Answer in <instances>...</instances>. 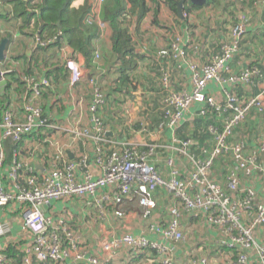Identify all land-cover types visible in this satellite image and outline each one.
Returning <instances> with one entry per match:
<instances>
[{
    "label": "built area",
    "instance_id": "built-area-1",
    "mask_svg": "<svg viewBox=\"0 0 264 264\" xmlns=\"http://www.w3.org/2000/svg\"><path fill=\"white\" fill-rule=\"evenodd\" d=\"M105 2L95 0L92 14L85 20L87 24L95 22L101 35L109 27L100 18ZM239 19L231 29L230 42L224 43L221 54L207 62L198 61V46L191 39L184 40L178 35L175 24L173 33L168 31L170 27L167 31L160 29L161 38H167L170 43L171 57L160 52L159 59L176 62L187 72L188 88L173 91L170 72L166 67V71L160 69L161 90L169 91L163 101L165 126L169 131V136L165 137L169 139L164 144L146 143L144 149L129 141L106 136L111 132L101 114L107 104V95L96 77L99 70L97 51L93 53L91 64L94 72L87 78L90 93L87 100L76 97L74 90L82 80V67L73 58H63V66L70 74L61 82V87L69 89L70 97L76 98V111H65V98L59 91V84L44 68L39 73L15 72L10 67L1 70V82L5 85L8 74L14 72L20 90L10 95V106L1 102L3 92L0 93V208L19 206L22 225L29 237L17 247L19 262H10L0 249V264H64L69 260L72 264H109L122 249L131 258H137L144 251L154 252L158 264H177L175 252L185 238L181 227L183 216L194 218L214 233L219 248H227L235 254L236 264H264V202L258 192L247 185V182L264 183V137L252 136L254 147H250L247 139H234L235 128L244 124L252 113L257 116L256 122L262 116L264 87L256 96L247 98H241L234 91L236 86H247L251 77L259 75L255 68L235 69L231 65L241 50L240 43L249 24L245 14ZM152 38L153 43L157 42L156 36ZM37 40L40 48L50 44ZM190 49L194 55L189 57ZM67 52L63 43L57 52L58 59L52 58L53 61L60 60ZM210 84L216 86L214 93L208 91ZM198 105L202 108L197 109V116L203 118L212 111L221 120V127L207 126L213 147L208 154L205 150V158H196L190 151L191 145H196L193 140L182 141L176 136L180 125L194 117L192 110ZM41 130L49 131L44 139L27 140L30 135L38 136ZM7 139L18 144L27 142L30 154L24 158L22 153L21 156L14 153L5 178L4 142ZM77 147L81 150H76ZM35 150L38 152H33ZM159 153L165 155L162 169L152 161ZM219 158L230 165L225 170L223 185L212 173ZM32 162L34 166L46 165L47 169L37 172ZM185 167L189 168L187 172ZM135 189L146 195L147 217L141 226L157 240L150 241L132 232L110 237L98 245L103 259L98 254L82 252L81 237L68 225V210L56 221L57 228L46 217V210L52 203L64 200H72L69 203L75 200L83 207L90 201L97 204L98 200L101 207L97 206V213L101 209L107 215L121 217L119 212H113L114 207L130 198ZM159 189L167 193L166 221L158 215L149 216L147 211L155 208L149 196ZM6 232L5 225L0 223V236ZM187 264L210 262L194 257Z\"/></svg>",
    "mask_w": 264,
    "mask_h": 264
},
{
    "label": "crops",
    "instance_id": "crops-1",
    "mask_svg": "<svg viewBox=\"0 0 264 264\" xmlns=\"http://www.w3.org/2000/svg\"><path fill=\"white\" fill-rule=\"evenodd\" d=\"M85 0H75L73 2L74 6H80ZM89 0L88 2H90ZM149 7L153 5V0H147ZM156 7V6H155ZM164 7V6H163ZM153 8V6H152ZM1 10L3 8H0ZM259 12V10H256ZM151 14L148 12L147 17ZM255 15V14H254ZM256 19V15H255ZM147 21V18L145 19ZM169 21H172L170 18ZM148 22V21H147ZM145 24L142 22L140 31L136 34L133 32L135 25L132 23L129 26V31L131 37L137 43L133 46L136 53L140 55V60L138 61L137 69L130 73V77L133 78V84L122 91L127 95L124 100L119 96L118 80L121 76L120 65L121 62L117 60L118 56H115L112 52V46L110 41L111 30L105 29L101 35L98 30L96 31V37L94 40V47L96 48L99 60V70L96 72V77L100 86L103 88L105 94L107 95V104L105 109L101 111L103 120L106 124V128L110 131V139L118 141H129L130 144L137 145L140 149H144V145L150 142H156L164 144L169 137H165L155 124V119L157 112L160 111L159 97L161 93L160 85V69L166 67L171 73V89H179V85L185 83L188 79V74L184 70H181L176 62L170 60H160L159 53L165 51L166 39H162L160 36L161 30L156 24ZM145 24V25H144ZM4 28H9L7 23H1ZM42 28V26H40ZM31 28V27H30ZM137 35L138 38L135 40L134 36ZM14 38L17 39L20 44L23 42L22 35L18 31L14 30ZM157 37V42L150 43L152 37ZM32 38V37H31ZM66 40L64 41V43ZM66 44V43H65ZM13 45L7 48L5 52V59L1 64L0 69H6L8 67L12 68L13 71L23 73L41 72L44 68L49 67L52 76L56 78H62L64 81L67 80L70 74L69 70H66L63 62L64 57L73 58L78 66L82 67V80L74 88L76 97H83L87 100L90 97L89 89L87 87V78L94 72L92 64V58L87 64V60L83 57L81 53L74 54L72 57L71 49L67 46L68 52L64 56H60V60L54 63L52 53L54 49H48L45 53L48 57L46 67L42 65V61L46 60V56L37 47V51L42 52L43 57L36 56L33 62H29L30 57L25 56L28 53V46L21 48H13ZM12 47V48H11ZM31 47V46H30ZM254 49L253 47L250 49ZM19 50V51H18ZM255 51H257L255 49ZM260 51V50H259ZM202 58L205 51L201 52ZM49 54V55H48ZM41 57V58H40ZM168 57V56H167ZM254 60H258L260 63H264V58L262 55L254 56ZM245 60V59H244ZM246 60H251L247 59ZM202 61V60H198ZM203 62V61H202ZM8 64V65H7ZM56 64V65H55ZM3 66V67H2ZM53 69H60L59 73H53ZM48 74V73H47ZM50 74V75H51ZM59 84V91L64 96L65 111L75 110L76 104L74 99L70 97V90L61 87ZM4 83H0V93L3 89ZM208 91H216V86L210 84L208 86ZM70 92V93H69ZM157 97V99H155ZM202 108L201 105L195 106L193 112ZM194 114V113H193ZM189 116V115H188ZM187 116V117H188ZM256 115L252 113L250 117L242 124L238 129L240 132H235L234 139L239 140L246 137L249 141L250 147H254L253 132L256 130V137H264V112L261 117H258V122H256ZM254 118V119H253ZM146 127V129L144 128ZM237 129V130H238ZM169 136V135H168ZM258 139V138H257ZM198 140L201 139H197ZM203 143L207 149H211L213 145L211 140L202 139ZM197 142H195L197 144ZM199 143V142H198ZM168 144V143H167ZM204 149V148H203ZM76 150H81V147H77ZM33 152H38L37 150ZM21 156V153H19ZM35 155V153H33ZM164 154L159 153V155L152 158L153 163L157 168H163ZM198 158H205V155L201 152H197ZM264 161V155L262 156ZM37 160V159H36ZM44 163V162H43ZM230 163V162H229ZM10 165V164H9ZM34 169L39 172L43 169H47V166L35 165L32 162ZM230 165L225 164L222 158L216 160L214 167L212 169L213 177L223 181V173ZM9 166L4 167L3 176L7 178L6 170ZM188 167H185L187 172ZM184 172L186 175L187 173ZM218 180V181H219ZM220 183V181H219ZM221 184V183H220ZM247 185L253 187L259 194L260 200L264 202V183L256 182L255 184L248 183ZM134 192L128 199L122 200L116 207H114L113 212H119L122 216L117 217L116 215H107L104 211L99 209V201L94 204L92 201L87 202L83 207V204L77 203L75 200L72 203L64 200L62 202L52 203L46 210V217L52 222V226L57 228V220H60L61 214L64 210L69 211L68 225L73 231L81 237V242L83 244L82 252L87 251L90 255L98 254L100 259H103V255L98 251V245L105 239L110 237H116L126 232H132L135 236H143L150 241H156L157 238L146 233V228L141 226V223L146 220V195L142 194L140 189L133 190ZM104 192H107L105 190ZM165 195H167L164 190L159 189L157 192L149 196L155 203V208L149 211V216L158 215L159 219L166 221V207L169 203L165 202ZM145 200H144V199ZM139 199L141 201H139ZM102 205V204H101ZM98 214V218L95 216ZM160 215V216H159ZM0 223L5 225L6 234L0 236V249L3 251L4 255L8 257L7 251L11 247L15 252L17 247L20 246L27 240L29 234L26 232L22 225L20 218L19 206L11 205L8 208H0ZM181 227L184 233V243L180 244L179 250L175 252V259L177 264H187L190 258H205L210 262V264H236L235 254L230 252L227 248L221 249L219 245L216 244L217 236L214 233L209 232L206 228L194 220V218L189 216H183L181 220ZM19 248V247H18ZM157 254L154 252L141 253L137 258H131L128 256L127 251L122 249L119 254L114 258L109 264H153L157 260ZM9 258L12 263L19 262L15 258ZM64 264H72V262L66 261ZM158 264V263H156Z\"/></svg>",
    "mask_w": 264,
    "mask_h": 264
},
{
    "label": "trees",
    "instance_id": "trees-1",
    "mask_svg": "<svg viewBox=\"0 0 264 264\" xmlns=\"http://www.w3.org/2000/svg\"><path fill=\"white\" fill-rule=\"evenodd\" d=\"M31 1H37L38 4L30 6L31 3H33ZM74 1L75 0H39L38 2V0H0L1 8H3L0 11V21L1 23H7L9 25L7 32H4L5 37L8 39L7 48L10 46L14 39V30L18 31V33L20 34L21 31L23 32L24 29L27 30L28 28L32 27L33 24L40 23L38 24V26L42 24V29L39 33H36L37 36L42 41L50 42V44L43 49L40 48L41 51H44L43 54L46 56V60H44L45 67L48 61V56L45 52L48 51V49H54V51L49 54H52V56H54L52 58L58 59L57 52L60 51L65 40V43L71 49L72 57H74V54L81 53L87 60V64L89 65V61L91 60L94 51H96V48L94 47V40L97 34L96 31L99 30V28L97 27L95 22L87 24L85 20L87 16L92 14V8L94 6L95 0H91L90 2H88L89 0H85L80 6H74ZM178 1L179 0H153V6H156L154 10L153 20L152 16L147 17V13L150 12L147 0H106L104 7L102 8L100 18L102 22L108 24L111 30L110 41L112 52L115 56H118L117 60L121 62V76L118 80L117 89L119 93L121 92L119 96H125L126 94L122 91H126V89L133 84V78H131L129 75L131 72L137 69V63L140 60V55H138L133 48V46L137 43L131 37L129 26L133 23L135 25L133 32L137 34L140 31L142 22L146 17L148 22L156 24L159 29H164L165 31H167V29L170 27L168 31H170V33H173L174 23L172 21H169L166 26L163 25L162 22L160 23L159 12L157 9L161 4L165 6V8L172 15V18L175 21H180V24L178 25V27H176L178 31L177 34L180 35L184 40H186L187 38L191 39V42L198 46L197 56L203 62L204 60L202 58L201 52L205 51V49L210 46L208 40H200L198 38V36L203 31L205 32V35L207 34V25L204 24V19L207 20V24L208 22L212 23L214 20L212 10L217 9L221 14L224 13L226 15L222 20H218L216 22L217 30L219 32H222L227 28V30L229 31V37L227 38L228 40L225 42L222 41L221 43L219 42L217 46L218 50L210 56L211 59L213 56L221 54L220 49L224 43L230 42L231 29L240 20L238 15L240 13H245V15L249 19V24L246 27V32L240 43L241 50L235 57L231 65H233L235 69L242 68L243 66H245L244 68H255L256 70H258L259 75L251 77L247 86H236L234 88V91L241 98L253 97L259 94L264 87V63L262 64L258 60H254L255 57L253 56V53L256 54L255 56L262 55L264 58V39H259L258 43L254 44V38L258 34L264 35V26H262L264 24V0H206L205 3L201 6L193 5L190 0H184L183 5L185 14H189L190 16V13L197 11L203 13V20L201 19L202 25H191L189 23L190 21L185 17L184 19H181L177 14L176 9V4L178 3ZM215 5H217L218 8ZM254 10L256 19L251 23V18L248 14ZM256 10H259V12ZM228 22L229 24H227ZM136 34L134 36L135 40H137L136 38H138ZM153 41V38L150 39L148 44L152 43ZM211 47L215 51V47L212 45ZM252 47L254 49L250 50ZM165 48V51L163 50L162 53L171 57L170 43H168L167 39ZM35 49H37V47H35ZM255 49L257 51H255ZM243 52L245 54H243ZM187 54L190 57L194 55V52L192 49H190L188 50ZM246 58L251 60L247 61ZM5 70H8V68L3 69L2 71ZM46 71L48 75L51 74L49 67H46ZM52 71L53 73H59L60 69H53ZM164 71H166L165 68ZM18 72H20V70ZM50 76H52V74ZM55 76L54 78L57 83H61L64 81L62 78L57 79V76ZM7 77L8 79H6L5 85L2 89L3 93L1 94V102L6 103L5 105L9 104L10 106L12 104V96L10 97V95L15 91L20 90V84L14 72L8 74ZM186 82H183V84L179 85V89L172 90L178 92L187 89L188 86ZM168 92L169 91L165 92L163 90V92L161 91L160 93V97L158 100L160 104V111L157 112L156 119L154 121L157 128L161 130L162 134L165 136L169 134V131L165 126L163 101L168 95ZM155 99H157V97ZM193 113V118L188 119L180 125L177 130L176 136L182 141L189 139L197 142V139H201L198 140L199 143L197 142L196 145H191L190 151L194 153L195 156L197 155V152H201L204 154L205 150L206 154H208L210 149L204 147L205 145H201L203 143L202 139H209L211 140L212 144V138L208 133L207 126L215 124L216 126L221 127V120L218 119V117L213 114L212 111H209L208 114L203 118L197 116V113L195 111ZM239 127L240 126L235 128L234 136L235 132L237 133V131H241L238 129ZM48 132V130H41L38 136L35 134L30 135L27 140L33 138L35 142H38L39 140L44 139L46 133ZM255 133L256 130H254L253 136H255ZM241 139L247 138L243 137ZM247 141L249 140L247 139ZM16 152L22 153L24 155V158H27L30 154L27 142L23 141L22 143L18 144L13 142L11 139H7L4 142L5 158L3 167L10 166L9 164H11L14 153ZM196 158L198 157L196 156ZM225 175L226 172L224 171L222 175L224 182L218 179L222 185L225 183ZM7 254L10 258H15L18 261L20 259L18 252L12 250L11 247L8 249ZM156 263H158L157 260L154 261L153 264Z\"/></svg>",
    "mask_w": 264,
    "mask_h": 264
},
{
    "label": "rangeland",
    "instance_id": "rangeland-1",
    "mask_svg": "<svg viewBox=\"0 0 264 264\" xmlns=\"http://www.w3.org/2000/svg\"><path fill=\"white\" fill-rule=\"evenodd\" d=\"M8 1H11V0H8ZM180 1V0H179ZM178 1V2H179ZM31 2H33V1H31ZM38 2H39V0H38ZM37 5L38 3H37V1H35V2H33V3H31V5L30 6H33V5ZM152 6L153 5H151L150 7H149V10H150V16H152V18H153V20H154V10H155V7L153 6V8H152ZM164 5L163 4H161L159 7H158V12H159V20H160V23L162 22V24L163 25H167L168 24V22H169V18L172 20L173 18H172V15L167 11V9L165 8V6L163 7ZM217 8H218V6L217 5H215ZM0 8H1V4H0ZM213 9H215V8H213ZM0 11H1V9H0ZM262 11V10H261ZM254 12H255V10L254 11H252V12H250L248 15L250 16V21H251V23L252 22H254V20H255V15H254ZM182 14H183V19H184V17L186 18V19H188L189 21V23L191 24V25H195V24H197V25H202L201 24V21L203 20L202 18V12H200V11H197V12H193V13H190V16H189V14H185L184 13V5H183V12H182ZM241 14H245V13H240L239 15H238V17L241 15ZM212 15H213V22L212 23H210V22H208V24H207V20H205L204 19V24L205 25H207L206 26V32H207V34L205 35V32L203 31L199 36H198V38L201 40V39H204V40H208L209 41V44H210V46H208L206 49H205V53H204V56H203V60H204V62H207V61H209V59H210V56L211 55H213V53L214 52H216L217 50H218V48H217V46H218V44H219V42L221 43L222 41H227L228 39V37H229V31L227 30V28L226 29H224L222 32H219L218 30H217V21L218 20H222L226 15L223 13V14H221L220 13V11L219 10H217V9H215V10H212ZM202 19V20H201ZM183 21V20H182ZM181 21V22H182ZM172 22L175 24V26L176 27H178V25L180 24V21H175L174 19L172 20ZM0 23H1V21H0ZM22 24V23H21ZM38 24H40V23H38ZM38 24H33L32 25V27L31 28H28L27 30H25L24 29V31L21 33L20 32V34L22 35V38H23V42H22V44H20L19 42H17L18 40L17 39H15L14 37V35H13V41H12V47L13 48H17V46H18V48H21V50L24 48V47H26V46H28V53H26V55L25 56H28V57H30V62H33V60H34V58H36V56H41V57H43V55H42V52H38L37 51V49H35V47H37V44H38V40H37V38H39L38 36H37V34L36 33H39L40 31H41V27L40 26H42V24L40 25V26H38ZM145 24H149L148 22H145ZM144 24V25H145ZM151 24H153V23H151ZM227 24H229V22L227 23ZM58 25V24H57ZM3 26H1L0 25V40L1 39H3V38H6L5 37V33H4V28L3 29H1ZM19 27V26H18ZM8 29L6 28V31H7ZM14 34V33H13ZM32 37V38H31ZM248 38H252V37H248ZM40 39V38H39ZM259 39H264V35L263 34H258L255 38H254V44H257L258 43V41H259ZM211 45L212 46H214L215 47V51L212 49V47H211ZM31 46V47H30ZM11 47V48H12ZM40 48V47H39ZM41 49H43V47H41ZM19 51V50H18ZM243 54H245L244 52H243ZM256 54L255 53H253V56H255ZM40 57V58H41ZM246 57V56H245ZM8 65V64H7ZM42 65L44 66V61H42ZM3 67V66H2ZM127 98V95H125L124 97H123V99L125 100ZM144 128L146 129V127L144 126ZM139 201H141L140 199H139Z\"/></svg>",
    "mask_w": 264,
    "mask_h": 264
},
{
    "label": "water",
    "instance_id": "water-1",
    "mask_svg": "<svg viewBox=\"0 0 264 264\" xmlns=\"http://www.w3.org/2000/svg\"><path fill=\"white\" fill-rule=\"evenodd\" d=\"M191 3L195 6H201L205 3L206 0H190ZM183 2L184 0H180L177 4H176V9H177V14L178 16L182 19L183 18ZM7 44H8V39L7 38H3L0 40V67L2 62L5 59V52L7 49ZM2 80V75H1V69H0V82ZM106 136L110 137V133L106 134ZM68 157L69 159H72V154L68 152Z\"/></svg>",
    "mask_w": 264,
    "mask_h": 264
}]
</instances>
